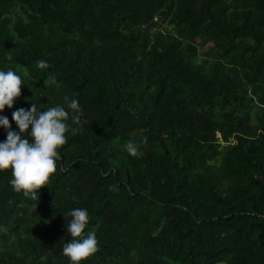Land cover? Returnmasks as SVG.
I'll return each instance as SVG.
<instances>
[{
  "label": "trees",
  "instance_id": "16d2710c",
  "mask_svg": "<svg viewBox=\"0 0 264 264\" xmlns=\"http://www.w3.org/2000/svg\"><path fill=\"white\" fill-rule=\"evenodd\" d=\"M0 70L23 82L12 131L31 103L69 112L38 199L0 171V264H71L77 208L82 264H264V0H0Z\"/></svg>",
  "mask_w": 264,
  "mask_h": 264
},
{
  "label": "clouds",
  "instance_id": "9594fccd",
  "mask_svg": "<svg viewBox=\"0 0 264 264\" xmlns=\"http://www.w3.org/2000/svg\"><path fill=\"white\" fill-rule=\"evenodd\" d=\"M37 67L43 70L49 65L40 60ZM45 83L57 84L56 77L50 76ZM22 88L23 82L19 75L12 70H0V113L6 107L13 108L14 102L21 96ZM65 100L67 109L72 110L73 123L79 124L78 101H69L67 97ZM68 119L69 112L63 106L38 111L37 105L31 103L30 110L21 108L12 113V120L19 129L17 133L11 130L8 118L0 116V127L7 131L6 141L0 142V171H11L12 179L9 183L15 192L30 195L33 200L38 199L37 191L45 187L57 170V161L60 159L58 150L67 142ZM76 131L72 129L73 134ZM140 143L146 146L147 138H143ZM124 148L132 157L143 155L135 142H127ZM67 216L71 217L66 228L72 239L63 246V255L71 264H82L98 251L96 232L93 230L84 235L89 219L86 209H73ZM10 239L15 240V237Z\"/></svg>",
  "mask_w": 264,
  "mask_h": 264
},
{
  "label": "rangeland",
  "instance_id": "374dc122",
  "mask_svg": "<svg viewBox=\"0 0 264 264\" xmlns=\"http://www.w3.org/2000/svg\"><path fill=\"white\" fill-rule=\"evenodd\" d=\"M196 42H202V39L200 38V39H196ZM206 45H207V43H205Z\"/></svg>",
  "mask_w": 264,
  "mask_h": 264
}]
</instances>
